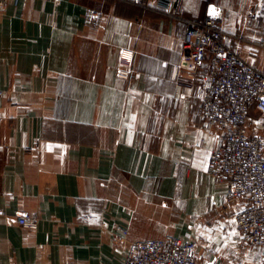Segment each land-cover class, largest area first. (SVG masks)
Returning <instances> with one entry per match:
<instances>
[{"label": "crops", "instance_id": "obj_1", "mask_svg": "<svg viewBox=\"0 0 264 264\" xmlns=\"http://www.w3.org/2000/svg\"><path fill=\"white\" fill-rule=\"evenodd\" d=\"M216 6L227 43L256 67L264 0ZM87 9L101 13L97 26ZM185 26L123 0H9L0 14V264H120L126 240L197 243V264H264L243 243L224 184L206 173L214 135L184 75ZM236 36L242 41L235 39ZM130 60L127 79L117 76ZM26 213L36 229L17 224ZM128 230L127 239L117 229ZM120 240V242H118ZM122 245V246H120Z\"/></svg>", "mask_w": 264, "mask_h": 264}, {"label": "built area", "instance_id": "obj_2", "mask_svg": "<svg viewBox=\"0 0 264 264\" xmlns=\"http://www.w3.org/2000/svg\"><path fill=\"white\" fill-rule=\"evenodd\" d=\"M123 1L160 11L184 24L180 59L172 77L184 75L192 95L200 98L205 125L214 135L206 173L224 184L226 201L242 202L233 215L241 241L264 248V36L248 41L262 56L263 65L256 67L227 43L216 6L208 7L197 20L183 15L182 0ZM8 3L0 0V14ZM100 19L101 13L95 9L84 14L88 26H97ZM235 39L242 41L239 36ZM119 63L122 67L117 69V76L127 79L130 60L121 57ZM3 95L0 90V97ZM0 146L6 155L12 151L1 142ZM16 222L36 229L38 218L19 213ZM117 229L123 235L120 240L127 239L128 230ZM126 241L120 264H197L195 240L167 234Z\"/></svg>", "mask_w": 264, "mask_h": 264}, {"label": "rangeland", "instance_id": "obj_3", "mask_svg": "<svg viewBox=\"0 0 264 264\" xmlns=\"http://www.w3.org/2000/svg\"><path fill=\"white\" fill-rule=\"evenodd\" d=\"M259 36H264V34L261 33V34H259Z\"/></svg>", "mask_w": 264, "mask_h": 264}]
</instances>
